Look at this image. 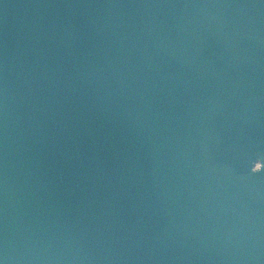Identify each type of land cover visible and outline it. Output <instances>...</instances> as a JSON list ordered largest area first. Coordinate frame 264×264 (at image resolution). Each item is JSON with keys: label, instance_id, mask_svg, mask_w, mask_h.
<instances>
[{"label": "water", "instance_id": "obj_1", "mask_svg": "<svg viewBox=\"0 0 264 264\" xmlns=\"http://www.w3.org/2000/svg\"><path fill=\"white\" fill-rule=\"evenodd\" d=\"M0 264H264V0H0Z\"/></svg>", "mask_w": 264, "mask_h": 264}]
</instances>
